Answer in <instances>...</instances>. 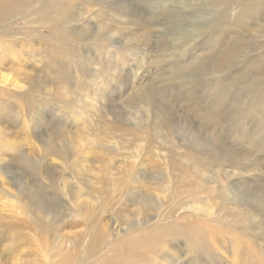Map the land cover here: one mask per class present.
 Instances as JSON below:
<instances>
[{
    "label": "rangeland",
    "instance_id": "1",
    "mask_svg": "<svg viewBox=\"0 0 264 264\" xmlns=\"http://www.w3.org/2000/svg\"><path fill=\"white\" fill-rule=\"evenodd\" d=\"M85 1L71 24L87 19L109 47L87 36L61 46L54 25L30 42L27 8L7 21L20 35L6 39L12 55L0 44V132L23 156L0 148V264H93L96 252H120L119 264H264V0ZM203 182L219 196L186 204L182 189ZM222 202L240 212L222 218ZM149 205L202 230L156 255L150 230L132 237L133 253L110 248L125 224L150 229Z\"/></svg>",
    "mask_w": 264,
    "mask_h": 264
},
{
    "label": "bare ground",
    "instance_id": "2",
    "mask_svg": "<svg viewBox=\"0 0 264 264\" xmlns=\"http://www.w3.org/2000/svg\"><path fill=\"white\" fill-rule=\"evenodd\" d=\"M77 1L78 0H0V29H1L0 30V40H1V42H3V43H0L1 44V47L3 46L4 47L3 49H6L8 46H10L9 53L11 54L10 51H11L12 44H8L6 46L5 45L6 39H10L11 42L14 44L15 43L14 36L15 37H19L20 34L19 33L18 34H15V33H17L16 31L13 34V30H14L13 28L14 27L13 28L12 27L10 28L8 26L10 24H8L7 21L9 19H11V21H12V19H13L12 16L17 15L21 11H24V8L30 9L29 11L33 14L32 17H35L36 18L34 22H31L32 26H34L36 29H31L29 31L32 34V35L30 34L31 35V41L30 42H33L34 41V42H36V44L41 43L43 41L41 39V38H43V36H41L40 32L37 31V29L38 30L41 29V33H42V29L44 28V26H46V25L47 26L54 25L55 27H57L55 30H57L61 34V35H58L59 37L57 38L59 40L61 46H64V45H66L69 42L71 43L74 40L79 42V40L83 39V42H84L85 36H87V39L86 40L89 41V42H92L90 45H92V44H94L96 42L99 45H101L102 48L109 47L108 46L109 43H108V41L106 39L96 40V38L99 37V34L98 33L101 32V31H99L101 29H99V27H97V28H95L93 26L90 27L89 21L87 19L76 20L75 21V24H74L75 26L71 24L70 21L73 20V18H72L73 17V12L72 11L74 9L75 2H77ZM81 1L83 3H88L85 0H81ZM65 24H67V25L70 24V27L80 28L79 30L81 32L79 34L72 33L71 32V28L70 27H66ZM95 29H97V31H94ZM79 38H81V39H79ZM263 44H264V38H263V41L259 42V46H261ZM261 47L264 48V45L261 46ZM33 48H35V47H33ZM36 49L37 50H35L33 52L31 51V54H29V55H32V53H34V54L39 53L38 47ZM64 49L67 50L66 48H64ZM39 50H41V48H39ZM47 53L48 54H51V59H52L50 61L51 64H52V68L51 69H54L55 68L54 71L55 70L56 71L58 70L57 72L61 73V70H60L61 67L57 64L58 62L56 63V60H54V57H53L52 53L49 52V51H47ZM71 53L69 52V55H71ZM64 55H66V54H64ZM64 58H65L66 62H68L70 64H72V63H74V62H76V61L79 60V58L77 56H75V55H71V58L74 61H72V60H69L68 61L69 57H64ZM105 58H106V56H105ZM46 77L53 78L55 81L58 82L59 86H62V83L60 81L62 79V78H60L61 76H59V77L58 76H46ZM50 93H51V91H45V95H50ZM4 135H5L4 133L0 132V148L5 147L6 149H9L10 151L15 152V154L17 156L22 157L23 156L22 151L18 147H12V146H8V145L7 146H4V144L6 143V137ZM15 159H19V158H15ZM25 161H27V160H25ZM169 166H170V169L173 172H176V173H179V172L182 173L183 172L180 169H178L179 166H177V165H174V164L171 163ZM41 169L43 170L42 166L41 165H38V163H37V164H35L32 167V170H31L30 173H32V174L37 173L38 170H41ZM241 169H244L246 172L247 171H251V169L248 166L241 167ZM39 172H41V171H39ZM192 186H194V188H192V189H190V187L189 188L182 189L183 194H185L186 197L188 199H190L189 201H186L187 202L186 204L190 203V201H192L194 199H197L198 196H199L198 195V192L199 193L200 192H204L207 197L219 196V193H220L219 189L218 190L209 191L208 189H210V188H208L207 185L204 184V182H203V184H201V183H195ZM176 192H177V189L173 190L172 193H171V196H173ZM29 198H31V199H33L35 201H37V200L40 201L41 200V199L38 198V196H30L29 195ZM180 201H179V203H180ZM179 203H178V201L176 202V208H178V207L180 208L181 207V204H179ZM186 204H184V205H186ZM162 206L163 205H159V206L149 205L147 207H143L141 209L142 211H149V212L155 211L156 212V218L157 219H156L155 223L153 225H151V227H149L150 229H148V228H146V229H144V228H135V229H131L130 230V233H129V229L130 228H133V224H131V223L130 224H125L126 230L128 232L126 231V233H125L124 236L123 235L122 236H118V238H116V240L113 243L110 244V248H112L113 250H116V249L121 248L123 251H127L128 253H133L135 251L136 247H135V243H134L132 237L139 236L140 234H147L148 230H150L151 231V234L155 237V240H156V250H155V255H156V252L160 248H162L163 246H165L167 244V242H171V243L177 245V242L176 241L179 240V238L181 237L182 234H185L187 236V240H190L191 235L193 233L202 230L201 227L199 228V227H196V226H188V225L182 224V221H180L181 219L180 220H177V221H174L172 224L165 222L167 220L166 217L163 218V217L160 216V213H157V211L161 210ZM220 207L222 208L221 211H224V213H223V215H221V217L222 216H225L226 217V215L228 213L229 214H232L234 212V210L240 212L236 208L227 209L226 210V208L223 206V202H222V205ZM44 209L51 210L48 205H45L44 206ZM141 210H140V213H141V217L142 218L143 217H149L150 216L149 213L142 212ZM175 212H176V210H172L167 215H170L171 213L174 214ZM238 212H235V213H237V216H238ZM219 216L220 215L217 214V218L216 217L215 218L216 219H219ZM225 217H224V219H225ZM249 218H247V219H249ZM234 220H235V218H234ZM231 222H233V221H231ZM246 228H248V226ZM250 233H251V231H250ZM119 237H123V238H119ZM194 244H195V242L193 241V245L187 246L188 247V250L190 249L191 252L192 251H194V252L196 251V247L194 246ZM97 247H98V239H97V237H94V240L90 244V246L87 249V251L86 250L83 251L82 256H84V257L85 256H89L90 253L95 252V250H96ZM121 257H123V255L120 252H117L114 256H105V255L98 256V253L96 252L95 262H93V264H119V258H121Z\"/></svg>",
    "mask_w": 264,
    "mask_h": 264
}]
</instances>
